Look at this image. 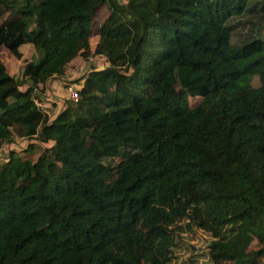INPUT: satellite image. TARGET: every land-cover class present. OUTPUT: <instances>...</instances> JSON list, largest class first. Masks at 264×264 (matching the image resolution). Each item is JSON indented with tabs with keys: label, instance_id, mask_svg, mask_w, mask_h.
<instances>
[{
	"label": "trees",
	"instance_id": "16d2710c",
	"mask_svg": "<svg viewBox=\"0 0 264 264\" xmlns=\"http://www.w3.org/2000/svg\"><path fill=\"white\" fill-rule=\"evenodd\" d=\"M263 29L264 0H0V152L28 141L0 163V264H196L175 251L201 221L203 264H262Z\"/></svg>",
	"mask_w": 264,
	"mask_h": 264
},
{
	"label": "rangeland",
	"instance_id": "374dc122",
	"mask_svg": "<svg viewBox=\"0 0 264 264\" xmlns=\"http://www.w3.org/2000/svg\"><path fill=\"white\" fill-rule=\"evenodd\" d=\"M121 2H124L125 0H120ZM108 14V10L106 7H102L101 10H99L96 14V19L98 22H100L101 20H103V18ZM262 36L264 37V29L262 32ZM97 41V35H93L90 38V44L92 46V48L94 47V44ZM5 51L3 49H0V59L3 61L4 64H7V54L4 53ZM27 55H30L31 52V48L27 47ZM23 62L20 61V65ZM104 64L103 58L101 57H93V59L90 62H83L81 61V59H76L75 60V64H74V68H76V71H74L71 75L67 76L64 80H61L59 82H52V84L50 82H48L46 84V87H44L41 91L38 92L39 96H41L46 103H49L50 101L53 103H56L57 108H56V112H59L63 107H64V102H65V96L64 93L62 91V87L64 85L65 82H69V81H74L76 80L81 74L85 73L86 71H88V69L90 67H102ZM256 80L257 78L254 77L253 79V84H256ZM50 84V85H49ZM51 89V90H50ZM56 99V101H52L51 99H48V97H52ZM46 98V99H45ZM199 98H195V99H190V105L194 106L198 103ZM52 105V104H51ZM51 105L46 108L47 111L51 114H54L53 112V108L51 107ZM28 146V141L27 140H15L12 141L11 144H6L4 146V148L1 150L0 152V163L7 161V157L9 155V151L11 147H16L18 148V150H20V154L22 155H26L28 152H26L27 147ZM40 150L38 149V152ZM28 158L33 159L34 156H28ZM158 196H163V198H167L169 196H173L174 198H179V200L181 202H183L185 204L186 210L187 212H192L195 215H198V210H197V206L195 205V201L193 199V197L189 194H187L185 192L184 187L180 184L179 180L177 177L173 176V175H167L164 178L159 179L158 181V191H157ZM201 227L204 230H198V229H194L195 234H194V239H190L191 236L187 235L184 236V239H188V240H184V243L186 244V246H188V248H186L185 246L180 247L178 250L175 251V255L186 259L187 261H191L193 262L194 260H196V264H203L205 258L202 257V254H205L206 252V240H208L207 234L205 231H211L213 232L215 235H219V234H223V228L221 227H216L214 226L212 223L209 222H202L201 221ZM190 233V231H186L185 234ZM182 241V240H181ZM200 253H202L200 255ZM194 256V257H193ZM195 256H197V258H195ZM193 260V261H192ZM208 264V263H206ZM262 264H264V261H262Z\"/></svg>",
	"mask_w": 264,
	"mask_h": 264
},
{
	"label": "built area",
	"instance_id": "2783aa9c",
	"mask_svg": "<svg viewBox=\"0 0 264 264\" xmlns=\"http://www.w3.org/2000/svg\"><path fill=\"white\" fill-rule=\"evenodd\" d=\"M66 88H67L68 98L70 100L76 101L78 97V93L75 84H69L67 85Z\"/></svg>",
	"mask_w": 264,
	"mask_h": 264
},
{
	"label": "crops",
	"instance_id": "0c3cea01",
	"mask_svg": "<svg viewBox=\"0 0 264 264\" xmlns=\"http://www.w3.org/2000/svg\"><path fill=\"white\" fill-rule=\"evenodd\" d=\"M4 53H5V52H4ZM19 63H20V62H19ZM19 63H18V65H19ZM18 65H17V67H15V71L18 70ZM75 71H76V70H75ZM73 72H74V71H73ZM73 72H72V73H73ZM72 73H71V74H72ZM71 74H69V75H71ZM69 75H68V76H69ZM64 78H66V77H64ZM61 80H62V79H60V80H59V79H57V80H52V82H53V83H54L55 81H56V82H59V81H61ZM52 82H50V83L52 84ZM49 85H50V84H49ZM50 90H51V89H50ZM53 97H54V96H53ZM51 100H52V101H56L55 98H52ZM52 103H53V102L50 101L49 103H46V104H44V105H45L46 108H48Z\"/></svg>",
	"mask_w": 264,
	"mask_h": 264
}]
</instances>
